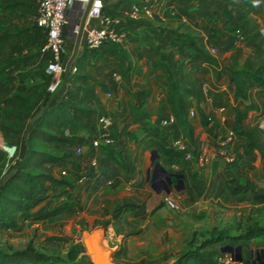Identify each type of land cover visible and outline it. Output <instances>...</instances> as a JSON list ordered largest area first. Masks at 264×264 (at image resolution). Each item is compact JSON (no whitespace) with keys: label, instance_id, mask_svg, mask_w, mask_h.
<instances>
[{"label":"crops","instance_id":"1","mask_svg":"<svg viewBox=\"0 0 264 264\" xmlns=\"http://www.w3.org/2000/svg\"><path fill=\"white\" fill-rule=\"evenodd\" d=\"M100 1L102 14L117 17L119 22L115 25V29L123 31L125 35L116 41L108 40L97 48L87 50L82 41L83 31L95 20L86 15L77 51L71 64L76 66L75 73L83 75L78 80H73L75 84L89 88L94 98L79 90L77 99L95 108L96 115L103 114L110 117L111 125L107 133L111 141L107 143L108 146L115 147L128 143L134 147L137 139L142 135V126L153 125L158 128L156 135L147 137L145 148L141 150L138 147L133 152L128 170L117 166L110 172L109 178H116L118 182L114 186L106 182L95 191L101 194L102 199H120L123 196H129L141 202L140 206L126 210L116 218V234L125 246L126 255L131 258L135 256L131 253L138 251V243L145 236L141 232L148 220V213L155 210L154 201L159 198V193L150 182L153 162L159 161L164 164L171 162V166L174 163L175 167L182 165H178L179 161H182L179 155L171 159L161 155L155 160L150 158L151 150L155 149L156 142L166 144L173 135H186L176 120L165 126L159 125L160 117L171 113L164 86V65L170 67L176 80L175 67L180 63L181 70L187 79L194 78L197 86L205 87L208 93L206 95L202 91L200 106L210 118L208 125L211 132H206L195 117L192 121L195 146L194 148L191 146L194 151H202L206 154L207 160L201 169L205 171L207 185L216 175L228 174L232 168L240 167L249 153L255 155L256 151L242 153L241 140L233 137L225 147L226 152L232 157L231 161H227L224 155L217 152L216 142L228 129L226 114L230 112L232 104L231 85L227 75L228 67L238 66L251 49L264 47V0H257V12L247 15L230 5L227 0H210V2L209 0L201 2L198 0H147L150 12L141 13L133 20L125 19L124 15L130 9L131 4L137 0ZM85 3L74 0L67 8L68 23L63 30V62L71 53L81 9ZM237 23H240L248 34L247 40L238 48L233 46L230 34L231 28ZM188 33L196 35L197 41L206 49H214L211 54L214 57L213 63L194 53L182 43L183 35ZM116 50L129 61L130 68L125 76H121L115 70L120 60ZM11 69L12 67H9L4 71ZM71 78V72L68 71L65 83L60 90L62 93L68 88ZM210 92L217 93L219 97L229 95L230 106L225 105V98H212ZM13 104L12 102L10 105ZM221 106L223 110L219 109ZM245 123L247 121L244 120L242 122L244 126L250 124ZM66 133L71 135L72 139L83 142L81 145L83 156L77 157V165L81 168L85 167L93 156L98 158L99 163V149L88 144L89 139L96 134L95 130L90 133L75 126L66 129ZM235 147L237 148L236 157L233 153ZM196 164L199 165L192 159L188 160L185 165L189 166V169L185 167L183 173H187ZM54 167L55 165L51 166L52 175ZM227 167L230 169L225 171ZM168 170L172 171L171 168ZM248 179L254 180L259 193L264 192L254 177ZM161 208L165 209V207ZM133 228H139V231L125 235ZM84 244L88 254L90 250L94 253L95 259L89 256L95 264L99 261L98 256L102 250L109 251V254L111 251V248L104 244L98 232H91L89 236L84 235Z\"/></svg>","mask_w":264,"mask_h":264},{"label":"rangeland","instance_id":"2","mask_svg":"<svg viewBox=\"0 0 264 264\" xmlns=\"http://www.w3.org/2000/svg\"><path fill=\"white\" fill-rule=\"evenodd\" d=\"M34 9L35 0H0V31L21 30L26 35L24 46L18 52V59L11 66L12 69L0 73V112L2 108L13 102L16 107L14 114L20 117L16 122V132L4 134L0 131V179L14 167L17 158L24 151L22 131L30 117L50 94L46 91L47 78L43 73L45 62L38 54L41 31L33 23ZM235 27H241L245 37L240 44L232 42L233 46L238 48L247 40L248 34L243 26L237 23L231 28V35ZM71 75L69 91L76 86L73 81L76 76H83L79 73ZM251 85V99L262 109L264 116V91L258 86ZM14 93H21L22 96L12 97ZM70 93L65 94L67 96L65 99L71 97ZM205 93L208 94L206 91ZM210 94L214 99L225 98V105L230 106L229 95L219 97L217 93L210 92ZM253 114V110L248 111L246 125L250 123ZM136 137L135 135V139ZM31 142L36 149L46 150L62 157L61 161L53 164L55 165L53 176L65 179L68 187L74 189L80 201L75 203L69 214L63 210L49 217H37L42 211L70 199L66 193H60V190L66 186L53 187L45 182V190L42 193H34L29 200L22 221L15 225L0 222V249L11 251L30 245L34 250L50 256L55 263L78 264L76 260L81 254L91 260L84 244V235L88 232H98L104 244L110 248L121 245V238L116 234L117 219L112 211V201L117 198L102 199L101 194L95 191L84 192L87 180L80 176L83 169L76 164L77 157L83 154L74 151V146L82 145L83 142L74 139L45 142L39 137H33ZM3 145L14 146L13 152L9 154L4 150ZM236 152L237 148L233 149L235 157ZM157 157L159 154L156 152L153 160ZM192 160L197 163L195 158ZM186 162L188 160L182 159L178 165L182 164L189 169V166L185 165ZM161 164L166 168H176L171 166V163ZM45 166L50 165L45 164ZM202 166H205V162L196 164L194 168L188 170L184 176L179 177L180 183L176 182L178 178L172 176L170 183L162 180V183L155 185L159 198L154 201L155 210L148 213V220L141 232L145 236L138 243V251L131 253L135 255L131 256L133 261L142 258L148 264H194L190 259V253L198 252L202 253L196 258L199 264H224L216 260L220 245L230 241L233 247L226 253L235 256L236 245L232 243L230 237L237 235L249 225L264 226V192L260 196H254L253 192H243L228 201H223L219 195L220 185L230 175L239 180L254 177L257 184L264 189V157H258L257 152L254 156L249 153L240 167L232 168L228 174L216 175L208 185ZM62 167H66L64 176L59 173ZM228 169L230 168L227 167L225 171ZM164 186L168 188V193L165 192ZM188 196H191L192 200L186 203ZM164 197L176 203L177 208L166 206ZM105 200L109 202L106 203ZM78 203L80 207H77ZM104 205L107 206V212H103ZM215 236L220 239L203 245V241ZM72 243L82 251H79L73 259H69L66 251ZM238 243L240 260L227 264H264V237L238 240ZM106 252L107 256L100 258L99 255L98 260L106 259L109 263L119 264L112 260V251L110 254L109 251Z\"/></svg>","mask_w":264,"mask_h":264},{"label":"trees","instance_id":"3","mask_svg":"<svg viewBox=\"0 0 264 264\" xmlns=\"http://www.w3.org/2000/svg\"><path fill=\"white\" fill-rule=\"evenodd\" d=\"M198 1L201 2L203 0ZM227 1L233 7L240 9L244 15L255 13L258 10L257 0ZM25 39L26 35L21 30L0 32V73L16 62L18 59V52L23 48ZM182 43L208 62H214V57L208 52L204 45L197 41L196 35L192 33L184 34ZM116 52L118 51L116 50ZM118 54L120 60L115 70L121 76H125L130 68L129 61L122 53L118 52ZM163 68L165 70L164 86L171 113L176 122L184 129L190 145L194 148L195 136L192 121L195 117L206 132H211L208 125L210 118L204 113L200 106L203 92L201 88L197 86L194 78L187 79L186 75L181 70L180 63L175 67L178 80L177 83L173 77L174 72L171 71L170 67L164 65ZM44 75L46 76L45 73ZM227 75L231 85L232 97L230 112L226 114L227 128L232 131L234 137L241 140L242 153L256 151L260 157H264V127L259 124V119L263 116V112L251 99V84L258 86L264 91V47L251 49L238 66L228 67ZM80 77L81 75H78L74 80H78ZM69 90L70 87L66 89L64 93L59 91L41 111L33 125L29 128L27 134L28 149L25 156L20 160L22 152L15 162V169L10 172L0 185V222L15 225L17 222L22 221L24 212L29 206V200L34 193H42L45 190V182H48L49 186L53 187L66 186L60 190V193H66V196L70 199L42 211L37 217H49L61 213L63 210L69 214L72 212L75 203L80 201L77 193L73 188L68 187V182L65 179L56 178L51 174L50 166L61 161L62 157L46 150L36 149L31 142L33 137H39L45 142L69 141L72 139V136L66 133V129L75 126L85 129L90 133L95 130V108L87 106L77 99L79 90L88 93L89 96L94 98L91 90L79 84H76L72 91ZM69 92H71V97L65 99L67 97L65 94L68 95ZM11 96L20 97L22 95L21 93H14ZM15 108V104H13L1 109L0 131L4 134H10L17 130L16 122L20 117L14 114ZM190 110L193 112L192 115H189ZM250 110H253L254 114L250 124L244 126L242 122L248 118V111ZM141 132L142 135L137 139V143L134 147H131L128 143H123L121 146L115 147L108 146L107 144L98 145V167L96 169H85L80 175L87 180L84 192L91 193L97 191L98 188L106 184V182L111 186H114L118 182L116 178H109L110 172L117 166L123 170H128L133 152H135L138 147H140L141 150L145 148L147 145V137L156 135L158 133V128L153 125L142 126ZM23 146L25 147V145ZM154 148L159 155L170 159L179 155V152L169 142L166 144L156 142ZM45 164H49L50 166H45ZM184 168L185 166L181 165L172 170L184 176ZM247 191L253 192L254 196L261 195V193L257 191L253 179L239 180L230 175L223 180V184L219 188V195L223 201H228L237 194ZM191 200L192 197L188 196L186 203H189ZM104 202L108 203L109 200H105ZM112 203L113 216L116 218L119 217L122 212L138 207L141 204L140 201L129 196H123L120 199L113 200ZM77 207H80L79 203ZM102 209L103 212H107V206L104 205ZM138 231L139 228H133L128 230L125 235L137 233ZM254 237H264V226L249 225L237 235L231 236L230 239L232 243L236 245L239 244L238 240H247ZM219 239L220 237L218 236L209 238L203 241V245L216 242ZM224 244L231 243L227 241ZM79 251H82V249L72 243L68 246L66 255L69 259H73ZM223 253V251H219L216 255ZM201 254L202 253L198 252L190 253V259L194 264H199L196 258ZM111 255L112 260L117 263L148 264V262L144 261L142 258H140L139 261H133L129 258L126 255V249L123 244L116 248L114 247ZM76 262H78V264H91V261L87 259L84 254H81ZM0 264L58 263H55L50 256L34 250L30 245H26L23 248L11 251L0 249Z\"/></svg>","mask_w":264,"mask_h":264},{"label":"built area","instance_id":"4","mask_svg":"<svg viewBox=\"0 0 264 264\" xmlns=\"http://www.w3.org/2000/svg\"><path fill=\"white\" fill-rule=\"evenodd\" d=\"M74 0H36L34 9V24L40 29L42 39L38 43L39 57L45 62L43 72L47 76L46 91L52 93L57 89L61 74L63 71V30L68 23L67 8L73 3ZM86 2L87 0H80ZM150 12L147 0H137L131 4L130 9L124 15L125 19L133 20L139 17L141 13L148 14ZM87 15L90 16L95 22L88 24L83 31L82 41L87 50H91L99 47L102 43L110 40L116 41L119 38L124 37L123 31H117L115 25L119 22L117 17L102 14L101 1L92 0L87 9ZM233 42L240 44L244 40V32L241 27H235L232 30ZM210 54L214 52L213 48L207 49ZM71 73L76 71V66L70 64L69 70ZM203 92L206 91L205 87H202ZM109 94V93H108ZM223 110L221 106L219 108ZM192 110L189 111V115H192ZM96 134L92 136L88 144L93 148H97L100 144H107L111 141L107 129L111 125V119L107 115H96ZM175 122V118L172 113L166 114L159 119V125L165 126L169 123ZM259 124L264 127V116L259 119ZM234 137L231 130L227 129L225 134L219 138L216 142L217 152L220 155H224L227 161H231L232 157L229 155L225 147L227 143ZM169 143L179 152V156L183 160H190L195 158L199 164L206 162V154L202 151H194L186 137V135L177 134L170 137ZM4 150L11 154L14 150V146H2ZM11 149L8 151V149ZM74 151L76 153L82 152L81 145H75ZM174 165V163H172ZM98 167V158L96 156L91 157L86 166L82 167V171L85 169H96ZM60 175L66 174V167H62L59 170ZM83 178V177H82ZM164 202L172 209L177 208V204L171 201L170 198L164 197ZM216 260L220 263L227 264L233 261L226 252L223 254H217ZM234 262V261H233Z\"/></svg>","mask_w":264,"mask_h":264},{"label":"water","instance_id":"5","mask_svg":"<svg viewBox=\"0 0 264 264\" xmlns=\"http://www.w3.org/2000/svg\"><path fill=\"white\" fill-rule=\"evenodd\" d=\"M92 0H87L86 3L83 5L82 9H81V13H80V19H79V23H78V28L76 31V36H75V40H74V44L71 50V53L69 54V56L66 58V60L63 63V71L61 74V80L60 83L57 87V89H55L52 93H50L48 95V97L44 100V102L42 103V105L38 108V110L30 117V119L28 120L24 130L22 131V140L23 143L25 145L24 147V151L22 153V156L20 157V160L25 156L27 149H28V142H27V134H28V130L29 128L33 125L35 119L37 118V116L41 113V111L48 105V103L59 93V91L62 89L65 80H66V76L68 74V70H69V66L76 54L77 51V47H78V43L80 40V36H81V32H82V26L85 20V17L87 15V9L88 6L90 5ZM156 155V151L155 149L151 150V160H153V157ZM15 169V167H12L9 171H7V173L0 179V185L4 182V180L6 179V177L10 174V172H12ZM148 172V171H147ZM148 174V173H147ZM176 177L178 178L176 180V182H181L179 177H181L182 175L177 173V172H173V171H169L166 168H164V166L159 162V161H154L152 168H151V178H150V182H151V186L157 191V188L155 187V185L157 183H162V180H165V182L170 183V178L171 177ZM164 178V179H162ZM164 184V183H163ZM175 185V184H174ZM164 190L165 192H168V188L164 186ZM91 234V232L87 233V236H89ZM233 246L231 244H223L219 247L220 251L226 252V251H230L231 248ZM113 247L111 248L112 251ZM235 249V256H232V254L230 253V257L233 261H238L240 260V245L236 244V246L234 247ZM110 251V252H111ZM91 264H95L93 262V260H90ZM263 264V263H262Z\"/></svg>","mask_w":264,"mask_h":264},{"label":"bare ground","instance_id":"6","mask_svg":"<svg viewBox=\"0 0 264 264\" xmlns=\"http://www.w3.org/2000/svg\"><path fill=\"white\" fill-rule=\"evenodd\" d=\"M8 150H10V149H8ZM98 241V240H97ZM95 243V242H94ZM96 244V243H95ZM99 254V253H98ZM89 255L93 258V259H95V255H94V253L92 252V250H90L89 251ZM107 256V252L105 251V250H102L101 252H100V258H104V257H106ZM96 264H114V263H109V261L107 262L106 261V259H101V260H99V261H97V263Z\"/></svg>","mask_w":264,"mask_h":264}]
</instances>
